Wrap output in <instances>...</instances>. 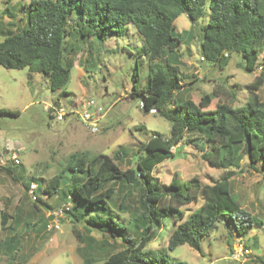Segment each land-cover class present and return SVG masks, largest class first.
Returning a JSON list of instances; mask_svg holds the SVG:
<instances>
[{
    "label": "trees",
    "instance_id": "obj_1",
    "mask_svg": "<svg viewBox=\"0 0 264 264\" xmlns=\"http://www.w3.org/2000/svg\"><path fill=\"white\" fill-rule=\"evenodd\" d=\"M25 7V25L18 31H3L2 66L40 73L48 79L51 91L63 95L80 42L124 36L133 26L144 44L141 55L149 59V77L140 87L136 61L129 97L138 99L144 111L162 115L171 126L168 136L153 132L141 143L125 169L120 164L126 162L127 150L119 146L112 155L71 154L65 170L48 182L33 177L32 181H37L36 209L38 204L52 208L41 195L58 194L71 204L65 210L73 221L86 223L87 234L80 236V241L93 242L92 230L121 238L126 247L104 255L103 264H183L168 250L189 244L202 252V238L221 222L238 237L263 227L236 198L232 177L242 168L245 157L249 167L264 172V101L259 94L264 65H258L264 51V0H30ZM181 14L188 17L191 26L175 33V20ZM202 19L205 23H200ZM197 23L202 61L224 67L236 53L245 71L261 66L247 86L245 104L234 106L224 101L209 108L212 95H202L199 103L184 95L199 74L190 82L184 80L179 68L180 43L183 35L194 37ZM164 53L167 55L162 58ZM0 114L12 113L0 109ZM49 116L53 118L51 113ZM184 141L197 148L209 166L226 170L217 181L202 184L197 178L182 180L174 175L166 185L154 175L159 164L175 156L173 146L179 148ZM3 168L10 175L14 172L9 165ZM30 184L25 183L26 190ZM136 192L138 207L134 210L129 200ZM116 194H124L119 210H131L127 223L110 205ZM199 195L202 205L186 214L181 207L197 201ZM7 221L3 212V230L12 228ZM164 227H170L168 250L147 248ZM15 232L0 239V260L16 255L21 240L19 230L15 228ZM82 249L88 253L85 264H91L95 257L86 252L87 244ZM261 261L264 264V259Z\"/></svg>",
    "mask_w": 264,
    "mask_h": 264
},
{
    "label": "rangeland",
    "instance_id": "obj_2",
    "mask_svg": "<svg viewBox=\"0 0 264 264\" xmlns=\"http://www.w3.org/2000/svg\"><path fill=\"white\" fill-rule=\"evenodd\" d=\"M29 4L30 0H0V30L18 31L23 27L26 20L22 18L27 11L25 6ZM205 21L206 19H202L200 23ZM198 24L193 29L194 37L190 39L183 35L180 43L182 58L179 68L185 76L184 80L190 82L194 74H199L198 80L184 95L197 103L202 95H212L209 108H215L224 101L231 102L234 106L245 104L248 98L247 86L259 73L261 66L252 72L245 71L240 66V57L236 53L232 54L224 67L202 61ZM190 26L188 17L181 14L175 20V33L187 30ZM1 32L0 39L3 37ZM143 45L141 36L133 26H129L124 36L80 42L70 80L65 87L67 93L63 95L51 91L48 79L40 73L30 72L27 68L7 69L0 64V109L12 113L0 114V239L5 240L7 236L16 233V228L21 240L13 259L4 256L0 264H85V256L88 254L82 249L85 244L86 252L95 257L91 264H103L104 255L126 247L121 238H109L97 230L90 233L93 242L88 239L80 241V236L87 234L85 221H73L64 208L66 202L58 194L41 195V199L52 208L38 204L39 210L36 209L29 189H25V183H37L32 181L33 177L43 178L48 182L65 170L69 156L75 152L89 156L112 155L122 146L127 150L126 162L120 164L125 169L132 164L128 160H133L139 145L153 132L165 137L170 134L171 126L167 119L159 113L144 111L138 99L129 97L136 61L141 77L140 87L148 82L149 59L146 55H141ZM166 55L164 53L162 58ZM258 65H264V51L259 56ZM259 94L264 101V85ZM57 99L67 109L62 120L50 118L45 110L46 104ZM87 99H93L103 107L102 116L96 122L97 128H93L90 121H83L79 114ZM140 126L144 129H138ZM8 144L19 149V165H13L10 161L3 163L9 156L6 148ZM7 165L14 168L13 174H8L3 168ZM225 171L209 166L201 157V152L184 141L175 151L174 157L166 159L155 168L154 175L166 185L174 175L182 180L197 178L202 184H211ZM232 191L242 206L258 221L263 222V227L255 228L259 231L257 246H263L264 172L249 167L245 157L242 168L232 177ZM123 195L116 194L110 205L127 223L131 219V210L123 211L118 208ZM133 196L129 202L135 210L138 207V192ZM202 203L203 199L199 195L197 201L181 208L189 214ZM3 212L8 216L7 225L12 227L10 230H3L1 227ZM55 218L59 219V228H49L48 224ZM169 228L159 230L157 237L147 248L168 250ZM230 230L225 222L219 223L209 236L202 238V252L189 244L180 245L168 252L183 264H231L228 256L241 249H238V236L233 231L231 235ZM247 236H243L242 240H247ZM228 242H232V245L229 246ZM249 254L243 251L241 258H244L245 263L251 257ZM235 261L238 262L236 259ZM250 264L263 263L257 258L250 261Z\"/></svg>",
    "mask_w": 264,
    "mask_h": 264
},
{
    "label": "built area",
    "instance_id": "obj_3",
    "mask_svg": "<svg viewBox=\"0 0 264 264\" xmlns=\"http://www.w3.org/2000/svg\"><path fill=\"white\" fill-rule=\"evenodd\" d=\"M202 59V57H200ZM45 110L48 113H51L54 118L57 120H62L64 119V115L67 112V109L64 108L63 106L60 105L59 99L54 101L51 104H46L45 105ZM77 111V110H76ZM102 111L103 107L99 106L97 102H95L93 99H87L82 105V109L79 112L81 118L83 121H90L92 123L93 128H97L96 122L100 119L102 116ZM151 112H154V110H151ZM6 148L9 151V156L7 157L6 160L3 161V163H8L9 161L12 162L13 165H19L21 163L20 160V154H19V149H16V147L13 145L8 144ZM177 149V146H173L172 151H175ZM36 188H37V183L36 182H31L30 188H29V194L33 200L37 199V194H36ZM69 204H64V208H68ZM59 214V213H58ZM49 228H59V219L55 218L53 219L51 224H48ZM243 251L240 250L233 254L230 255L231 258L239 260L240 262L243 261L241 258L243 256ZM247 251V250H245ZM248 252V251H247Z\"/></svg>",
    "mask_w": 264,
    "mask_h": 264
},
{
    "label": "crops",
    "instance_id": "obj_4",
    "mask_svg": "<svg viewBox=\"0 0 264 264\" xmlns=\"http://www.w3.org/2000/svg\"><path fill=\"white\" fill-rule=\"evenodd\" d=\"M22 18V17H21ZM11 21V20H10ZM13 22V21H11ZM14 23V22H13ZM25 25V24H24ZM2 30H0L1 32ZM3 32V31H2ZM1 32V33H2ZM7 146V145H6ZM242 205V204H241ZM243 207V206H242ZM244 208V207H243ZM248 235V236H247ZM246 236L248 237L247 240L243 238L242 240V237H238V249H242L244 248V250H247L250 254H249V257L251 255V257L254 256V260H256L257 258L259 259H262L264 258V242H263V246H260L258 247L257 246V238L259 236V231H257L255 228L251 229L248 234ZM242 240V241H240ZM247 241H250L249 243H247ZM241 242V243H239ZM228 245L231 246L232 245V242H228ZM242 247V248H241ZM262 248V249H261ZM257 251V252H255ZM230 257V255L228 256V258ZM249 258L248 261L245 263L244 261V258H243V261L240 262L238 260V262L235 261V259L233 258H229V261L230 263L232 264H250V261H252L253 259L252 258Z\"/></svg>",
    "mask_w": 264,
    "mask_h": 264
}]
</instances>
